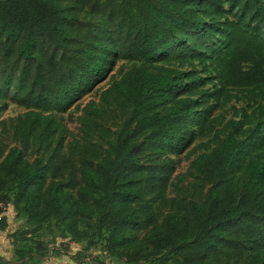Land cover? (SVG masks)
Instances as JSON below:
<instances>
[{
	"label": "trees",
	"instance_id": "16d2710c",
	"mask_svg": "<svg viewBox=\"0 0 264 264\" xmlns=\"http://www.w3.org/2000/svg\"><path fill=\"white\" fill-rule=\"evenodd\" d=\"M86 12L88 19H82ZM132 67L83 108V131L114 107L128 115L92 159L62 154L57 118L105 76L113 61ZM210 61L205 79L161 63ZM213 84V93L203 85ZM248 92L264 98V0H0V100L27 110L15 136L23 150L0 155V208L10 199L29 223L55 220L75 238L105 233L106 248L129 264H217L249 252L264 264V106L235 108L191 168L211 185L202 203L157 216L173 161L150 165L145 152L178 154L210 131L212 109ZM255 93V94H254ZM203 108L201 112L198 109ZM1 110V108H0ZM1 123V121H0ZM37 138L58 151L29 160ZM143 177V178H142ZM6 220L0 218V226Z\"/></svg>",
	"mask_w": 264,
	"mask_h": 264
},
{
	"label": "rangeland",
	"instance_id": "374dc122",
	"mask_svg": "<svg viewBox=\"0 0 264 264\" xmlns=\"http://www.w3.org/2000/svg\"><path fill=\"white\" fill-rule=\"evenodd\" d=\"M82 19H88L86 12L81 15ZM210 61L187 60L180 63H161L160 65L175 67L190 72L196 69L205 79H210L214 73L212 70L203 72L204 66H209ZM132 67V63L126 60L113 61L105 76L101 77L91 93L73 104L66 113L57 115V118L66 127L63 133L64 149L62 154L74 158L77 162L92 159L99 154L101 149L107 150L113 137L106 132L116 133L122 126L128 115L112 107L110 112L103 115L98 123L104 131H83L80 123L82 109L90 103L100 105V95L114 81ZM212 81L203 85V90L213 93ZM237 99L232 102L216 105L212 98H208V106L212 109L210 131L205 137H201L197 129L188 144L178 154L165 151L160 155L143 153V162L150 165L163 164L173 161L171 185L169 186L165 199L153 196L154 207L160 221L168 213H180V207L184 203H202L212 187L203 178L194 172L191 163L200 154L209 152L214 147L212 138L223 125L235 118L234 109L242 108L249 113L264 106V98L248 92L235 93ZM255 94V93H254ZM0 155L4 157L12 148L24 149L15 136L18 119L23 117L27 110L11 101L9 97L0 100ZM199 112L204 110L198 109ZM58 141L51 142V148L42 146L37 138L31 140L30 149L25 150L29 160L35 157L43 158L45 162L58 151ZM2 159V158H1ZM0 159V160H1ZM143 178V177H142ZM0 218L6 220L4 227L0 226V264H129L125 260L111 254L106 248V235L94 231L90 238L80 239L68 234L64 228L55 220H50L37 226L29 223L27 217L16 211L12 198L6 207L0 208ZM251 254H230L220 256L217 264H254L251 262ZM139 264H158V262H141Z\"/></svg>",
	"mask_w": 264,
	"mask_h": 264
}]
</instances>
